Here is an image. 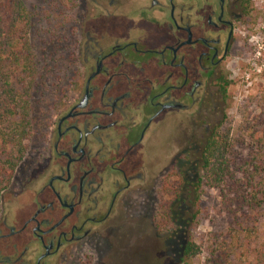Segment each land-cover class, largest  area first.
<instances>
[{"label":"flooded vegetation","instance_id":"flooded-vegetation-1","mask_svg":"<svg viewBox=\"0 0 264 264\" xmlns=\"http://www.w3.org/2000/svg\"><path fill=\"white\" fill-rule=\"evenodd\" d=\"M245 1L84 0L80 69L52 103L41 163L2 201L0 264H83L99 240L152 223L170 167L152 153L156 132L180 115L209 130L229 59L252 47Z\"/></svg>","mask_w":264,"mask_h":264},{"label":"rangeland","instance_id":"rangeland-1","mask_svg":"<svg viewBox=\"0 0 264 264\" xmlns=\"http://www.w3.org/2000/svg\"><path fill=\"white\" fill-rule=\"evenodd\" d=\"M31 12V27L29 38L33 52L36 74L33 79V108L35 113L43 116L42 128L28 140V147L23 161L20 163L13 184L20 185L39 165L43 159V134L49 130L57 107L53 101L58 98L59 92H64L69 77L80 69L77 60V25L82 16L81 11L88 5L84 0H23ZM87 4V5H86ZM249 25L253 22L252 47L242 50L238 57L229 59L226 66V96L221 112H211L208 118V127L221 122V128L235 127L241 116L239 108L244 104L249 94L255 93L261 86V74L264 72V0H247ZM87 8L86 10H89ZM72 96V91L67 92ZM59 98L66 99L65 95ZM247 110L251 115L258 110L255 103H248ZM264 110V106H263ZM250 115V116H251ZM205 132L202 126L191 127L184 116L178 121L163 122V126L156 132L152 142V153L156 154L161 170L169 167L168 173L163 176L161 189L152 196L156 203V214L152 223H147L134 230L130 225L126 237L116 235L111 245L107 241L99 240L95 243V250L100 259H93L89 254L83 264H178V256L182 244L189 237L200 247H208L211 234H220L225 231V221L216 215L211 207L216 208L217 197L215 192L201 188L199 205L201 212L196 220H189V199L191 188L186 185L183 189L182 203L177 201L172 205L174 214L181 212L183 228L178 223L165 227L162 225V206L172 200V195L163 190L164 183L177 182V175L185 172L187 177L198 176L199 162L198 147ZM172 164L175 166H171ZM174 174L168 177L169 174ZM5 193L2 201L6 207L12 203L11 194ZM180 200V199H179ZM149 207L148 214L149 216ZM156 223L153 224V223ZM121 230V229H120ZM118 230L115 234H117ZM127 232V231H126ZM194 264H204L203 253L194 259Z\"/></svg>","mask_w":264,"mask_h":264},{"label":"trees","instance_id":"trees-1","mask_svg":"<svg viewBox=\"0 0 264 264\" xmlns=\"http://www.w3.org/2000/svg\"><path fill=\"white\" fill-rule=\"evenodd\" d=\"M244 4L248 5L247 0ZM31 17L23 0H0V217L3 195L26 181L13 184L28 140L45 119L35 113L32 102L36 64L29 38ZM261 79V86L240 106L241 118L235 127L222 129L221 122L216 123L203 136L197 151L200 174L187 177L180 172L177 182L164 183L163 190L172 195L162 206L164 227L176 222L184 227L181 212L174 214L172 205L182 203L186 185L192 193L185 223L196 220L201 212L197 192L201 188L215 192L217 206L211 209L225 221V231L211 234L208 247L188 237L178 264H194L201 253L204 264H264V72ZM250 102L258 107L253 115L247 110Z\"/></svg>","mask_w":264,"mask_h":264}]
</instances>
